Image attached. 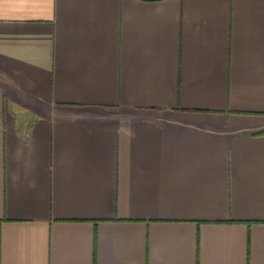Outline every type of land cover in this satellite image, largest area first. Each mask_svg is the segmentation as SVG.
Listing matches in <instances>:
<instances>
[{
	"label": "crops",
	"instance_id": "1",
	"mask_svg": "<svg viewBox=\"0 0 264 264\" xmlns=\"http://www.w3.org/2000/svg\"><path fill=\"white\" fill-rule=\"evenodd\" d=\"M0 264H264V0H0Z\"/></svg>",
	"mask_w": 264,
	"mask_h": 264
}]
</instances>
